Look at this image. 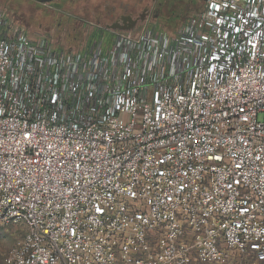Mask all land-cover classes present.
<instances>
[{"label":"built area","instance_id":"1","mask_svg":"<svg viewBox=\"0 0 264 264\" xmlns=\"http://www.w3.org/2000/svg\"><path fill=\"white\" fill-rule=\"evenodd\" d=\"M73 52L0 10L6 264H264V0Z\"/></svg>","mask_w":264,"mask_h":264},{"label":"rangeland","instance_id":"2","mask_svg":"<svg viewBox=\"0 0 264 264\" xmlns=\"http://www.w3.org/2000/svg\"><path fill=\"white\" fill-rule=\"evenodd\" d=\"M201 6V0H0V10L30 37H44L54 48L73 52L108 39L115 30L108 26L120 16L146 12L134 32L146 27L172 34ZM24 231L19 225L0 226V264H6Z\"/></svg>","mask_w":264,"mask_h":264},{"label":"flooded vegetation","instance_id":"3","mask_svg":"<svg viewBox=\"0 0 264 264\" xmlns=\"http://www.w3.org/2000/svg\"><path fill=\"white\" fill-rule=\"evenodd\" d=\"M123 16H129L131 20H134V24L136 25L137 23L144 21V18L146 17V12L134 16L131 14ZM112 24H114L115 26L122 25L123 27H127L130 26L131 23L128 20L123 23L120 16V18L116 19Z\"/></svg>","mask_w":264,"mask_h":264},{"label":"water","instance_id":"4","mask_svg":"<svg viewBox=\"0 0 264 264\" xmlns=\"http://www.w3.org/2000/svg\"><path fill=\"white\" fill-rule=\"evenodd\" d=\"M33 1L39 2V3H46V2L53 1V0H33ZM121 20L123 23L128 20L131 23L130 26L123 27L122 25L115 26L114 24H112V25L108 26V28L115 29V30L128 31V30H132V28L135 26L134 20H131L129 16H121Z\"/></svg>","mask_w":264,"mask_h":264}]
</instances>
